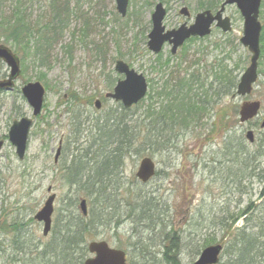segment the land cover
I'll list each match as a JSON object with an SVG mask.
<instances>
[{
    "label": "rangeland",
    "instance_id": "374dc122",
    "mask_svg": "<svg viewBox=\"0 0 264 264\" xmlns=\"http://www.w3.org/2000/svg\"><path fill=\"white\" fill-rule=\"evenodd\" d=\"M17 1H22L35 30L48 25L50 41L43 60L26 56L15 89L0 93V139L7 137L13 121L23 117L33 121L23 161L17 159L7 138L0 150V264H78L80 256L83 263L92 257L85 248L81 252L90 241H104L110 248L122 250L127 264H167L164 254L174 253L172 238H177L179 264H192L207 243L222 246L219 264H233L238 231L255 233L264 228V129L258 127L264 120V75L260 74L264 59H259V77L249 97H226L214 110L197 112L191 122L185 119L181 123L171 113L168 117L175 125L170 126L173 122L167 117L157 121L163 98L153 104L147 94L125 110L105 94L111 93L119 80L114 72L117 60L145 77L150 95L149 81L159 92L173 68L176 72L188 69L189 74L196 70L203 73L204 67L223 59L225 53L226 63L233 65L238 80L249 65L250 54L238 42L243 19L236 6L225 7L230 33L212 27L209 36L187 40L175 56H170L165 45L157 57L146 49L154 5L163 4V25L171 30L183 23L193 24L205 3H212L215 9L211 11L215 12L224 0H129L124 18L116 12L115 0H62L68 3L70 14L66 27L53 23L50 0H0V20L14 12ZM183 7L189 11L188 18L179 14ZM262 14L264 0L258 17L263 28ZM0 44L6 45L2 40ZM168 59L170 68L163 76L159 63ZM5 73L6 66L0 61V74ZM206 74H199V80L210 82L212 76ZM34 82L45 89L41 114L35 118L20 94L25 84ZM194 89L200 90L198 86ZM95 100L100 101V109L94 107ZM245 101L261 103L252 127L240 125L237 117H232ZM118 115L124 118L128 134L122 137L126 142L120 165L111 167L108 177L102 178V190L96 193L89 183L93 193L85 192L87 199L97 198L91 223L98 216L104 222L89 225L84 243L64 254L63 225L81 214L78 201L85 195L66 182L65 168L73 158L87 163L91 157L89 165L101 164L97 157L110 150L99 149L96 133L108 116ZM153 121L164 122L163 130L159 125L153 129L148 126ZM147 126L152 129V144L142 140ZM248 129L253 131V144L244 138ZM60 140L61 154L54 164ZM114 147L116 144L110 149ZM145 157L155 164V175L143 184L135 174ZM48 187L56 198L51 231L44 237L42 225L33 216L49 195ZM107 206L111 210L105 211Z\"/></svg>",
    "mask_w": 264,
    "mask_h": 264
},
{
    "label": "trees",
    "instance_id": "16d2710c",
    "mask_svg": "<svg viewBox=\"0 0 264 264\" xmlns=\"http://www.w3.org/2000/svg\"><path fill=\"white\" fill-rule=\"evenodd\" d=\"M24 1L26 0H23V2ZM14 6H16L14 12L0 20V40H2L4 44L9 45L15 54L20 55L21 65L24 68L26 56L29 57V59L33 56L34 58H39L40 61L43 60V54L46 52V45H48L50 41L47 37L49 27L48 25H44L40 29L35 30V26L25 15L22 1L20 3L17 1V4ZM49 8L53 23L55 22L59 27H66L70 15L68 3H63L62 0H50ZM201 9L214 10L215 6L212 3H205ZM262 16L264 21V14H262ZM48 24H50V22H48ZM144 36L145 33H142L143 40L145 39ZM260 49V58L264 59V27L260 35ZM160 55L161 54L157 57H160ZM227 55L228 53H225L223 59L213 61L208 66L205 65L206 67L202 69L204 74L207 72V74L209 73L210 76H212L210 82H207L206 78H204V80H199V74L201 75L203 73H199L197 70L189 74L187 73L188 69L183 70V72H176L174 68L172 71H169V74H166L168 76L162 81L159 92L153 90L152 82L149 81L151 83V95H153L151 96L148 93V97L152 99L151 103L153 102L154 104L158 99H165L161 111L157 112L158 115L156 120H164V118L167 117L168 120L172 121L173 119L168 117L169 113H171V116L175 119L177 118L180 122H183L185 119L191 122L197 112H210L214 110V105H216L218 101L229 96L231 97L235 92L238 73H235L233 65L226 63L227 59H225V56L227 58ZM168 61L169 59L164 63H159V66H162L161 69H164L162 72L163 76L165 75V71L170 68ZM236 68H238V65H235V69ZM260 74L264 75V71L260 72ZM110 86L111 85H109L108 88H110ZM195 86H198L200 90L194 89ZM232 117H237L236 110L232 113ZM233 122L237 123V120L234 119ZM157 125L163 130L164 122L158 124L153 121L149 122L148 126H152L153 129ZM171 125H175V123L173 122L170 126ZM148 126L146 134L142 137L144 144H152V139L149 137V133L152 129L148 128ZM125 128L124 118L121 115H118L116 118L108 116L104 120L101 128H98V133L96 134H98L99 137H97L96 140L100 143L99 149L105 148L110 151L107 150L106 154L97 157H100L102 160L101 164L98 166L89 165L92 164L93 161L91 157L88 159L91 161L87 163L83 162L81 159L73 158L70 164L65 168L64 179L66 182L73 184L71 186H75L80 193L86 192L92 195L93 192L87 187L89 183L91 187L94 186L96 193L98 192L97 190H102V187H104L102 185V178L108 177L111 172V167L116 168L120 165V159L124 153L122 151V149H124L123 144L126 142L122 140V137L128 136V134L125 133ZM110 141L111 143H109ZM239 141L241 142V140ZM112 144H116V147L110 149ZM255 177L258 178V175ZM86 193L83 199L86 200L87 206L89 205L87 216L84 217L78 214L77 217L72 218L71 221L68 219L63 225L62 249L64 254H68L69 251H74L75 246L77 247L78 244L84 243L83 237L90 232L88 230L89 225L94 226L104 222L102 216H98L97 219L93 220L91 223V216L93 215L91 212L97 198L93 200L87 199ZM104 210H111V207L107 206ZM247 232L249 231L240 229L237 233V237L234 240L236 245L234 255L236 258L234 257L233 264H264V228L259 229L255 233ZM172 240H174L175 245L173 248L174 253L172 252V255H170V253L164 254V257L167 264H179L177 252L175 250V248H177L175 242L177 238L176 240L172 238ZM207 245L210 244L207 243L204 247ZM84 248L85 251H87L86 247L83 246L81 247V252L84 251ZM78 264H82V256L78 259Z\"/></svg>",
    "mask_w": 264,
    "mask_h": 264
},
{
    "label": "water",
    "instance_id": "95a60500",
    "mask_svg": "<svg viewBox=\"0 0 264 264\" xmlns=\"http://www.w3.org/2000/svg\"><path fill=\"white\" fill-rule=\"evenodd\" d=\"M261 0H224L219 10L212 14L210 11H203L195 16L194 23L187 27L182 24L177 29L165 31L163 20L166 11L161 3L154 7V11L150 16L151 30L147 35V49L152 54H158L162 46L167 43L171 46L170 53L174 55L179 47L190 37L203 38L210 34V28L215 23V27L220 29L222 33L231 31L230 20L223 17L226 6L235 5L242 19V35L239 44L250 54L249 65L241 74L236 86L235 95L232 98H244L251 94L253 86L257 81V63L259 59V39L261 25L258 22L259 5ZM116 11L121 17L126 15L128 0H115ZM185 17H189L187 8H182L179 12ZM0 60L9 69V75L6 80L0 81V90L12 91L14 82L20 75V62L18 57L4 45L0 44ZM114 72L123 76L122 80L116 82L111 93L105 94L107 99L116 103H121L123 108L129 109L141 101L147 93V82L143 75L136 73L123 61H117L114 65ZM21 95L32 111V116L37 117L41 113L44 88L39 82L27 83L21 90ZM99 100L94 102V107L100 109ZM261 104L259 101H245L238 108V120L240 124H245L252 119L258 117ZM32 126V120L23 117L13 121L8 131V142L15 149V155L19 161H22L27 148L28 133ZM264 129V120L259 126ZM245 138L249 143L254 142L252 131L245 133ZM3 143L0 141V149ZM61 142H59L53 162L56 164L60 156ZM155 174V165L150 158L140 160L137 172L135 174L137 180L141 183H147ZM51 188L47 189L49 193ZM55 195H50L45 201L43 207L36 213L34 220L43 224L42 235L47 236L51 228V216L53 213V202ZM79 210L82 216H87V206L85 200H80ZM87 252L92 255L91 258L84 260L83 264H126V255L123 251L113 249L104 241L89 242L87 244ZM222 251L221 245H210L203 248L192 264H218Z\"/></svg>",
    "mask_w": 264,
    "mask_h": 264
},
{
    "label": "flooded vegetation",
    "instance_id": "af4514ba",
    "mask_svg": "<svg viewBox=\"0 0 264 264\" xmlns=\"http://www.w3.org/2000/svg\"><path fill=\"white\" fill-rule=\"evenodd\" d=\"M7 78V73H5L4 75L0 74V81H3ZM3 91H0V93H2ZM7 138V137H6ZM6 138L0 139V141L4 144ZM8 139V138H7ZM49 196V195H48Z\"/></svg>",
    "mask_w": 264,
    "mask_h": 264
},
{
    "label": "bare ground",
    "instance_id": "6f19581e",
    "mask_svg": "<svg viewBox=\"0 0 264 264\" xmlns=\"http://www.w3.org/2000/svg\"><path fill=\"white\" fill-rule=\"evenodd\" d=\"M259 50H260L259 55H261L260 45H259ZM259 59H261V58H259ZM259 59H258V60H259ZM117 61H122V60H117ZM117 61H116V62H117ZM116 62H115V63H116Z\"/></svg>",
    "mask_w": 264,
    "mask_h": 264
}]
</instances>
